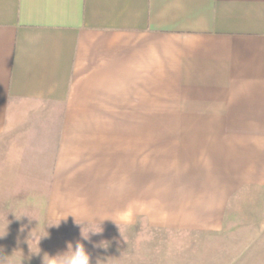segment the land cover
<instances>
[{"label":"crops","instance_id":"0c3cea01","mask_svg":"<svg viewBox=\"0 0 264 264\" xmlns=\"http://www.w3.org/2000/svg\"><path fill=\"white\" fill-rule=\"evenodd\" d=\"M5 144L47 209L135 230L117 264H264V0H0Z\"/></svg>","mask_w":264,"mask_h":264},{"label":"rangeland","instance_id":"374dc122","mask_svg":"<svg viewBox=\"0 0 264 264\" xmlns=\"http://www.w3.org/2000/svg\"><path fill=\"white\" fill-rule=\"evenodd\" d=\"M8 149L7 144L0 146V160L3 159L5 161L4 158L11 151ZM7 166V163L0 161V235H3L0 236V264H42V257L45 252L54 255L57 252L66 250L67 242L71 241L75 244L78 240H83L81 236L82 225L78 223L84 225L85 231L89 228L99 229L101 220H88V216L84 215V213H87L85 207H82V210L79 211L76 206L63 203V210L60 206H58L60 209L56 211L47 209L46 202L51 188L49 179H12L8 177L11 173L7 172ZM240 211L238 209L233 210L231 214H234V216L231 217L241 218L239 213L242 214L243 212ZM250 212L251 214H256L260 211L256 209ZM25 213L33 218L27 215L20 219L16 218V216L19 217ZM246 217L247 215L244 218ZM147 220H145V226L140 228L145 229V235H164L163 233H166L162 232L161 229L158 231L157 227H153V224ZM59 221L58 227L54 225L48 226L52 223H59ZM101 227L103 229L102 232L98 234L90 233V239L83 240V243L89 252L95 249L96 252L108 257V259L96 258L97 264L98 261L99 264H104L105 262L117 264L119 259L114 256L118 255L122 248L120 236L123 230L120 228V231L116 222L112 224L107 223L106 220L102 222ZM123 229L124 232L122 234H135L133 228ZM32 230L39 235H47V232L49 233L48 236L40 241L41 253L39 255L30 254L27 239ZM103 242L106 247L103 246ZM148 246L149 243L146 242L144 244L141 242V245L140 243L132 244L130 241L127 242L124 245V250L131 256L129 258L130 264H151V259L146 257V251L151 249ZM32 247L35 249L36 245L33 243Z\"/></svg>","mask_w":264,"mask_h":264},{"label":"clouds","instance_id":"9594fccd","mask_svg":"<svg viewBox=\"0 0 264 264\" xmlns=\"http://www.w3.org/2000/svg\"><path fill=\"white\" fill-rule=\"evenodd\" d=\"M25 215L33 218L32 216H30L27 213H25V214H23L22 216H19V217L16 216V218L20 219V218H22ZM72 215H74V214H72ZM61 219H60V221H61ZM96 219H99V218L97 217ZM105 219H107V218H105ZM105 219L100 221L99 229L89 228L87 231H85L83 224L78 223L76 221L78 224L82 225L81 236H82L83 240L90 239V233L91 234H98V233L102 232L103 229H102L101 225H102V222ZM60 221H59V223H52V224H49L48 226H53L54 225V226L58 227L59 224H60ZM118 226H119V224H118ZM119 229H120V226H119ZM120 231H121V229H120ZM121 234H122V232H121ZM48 235H49L48 232H47V235H39V234L35 233L32 230V232L29 234L28 239H27V242H28V245H29V249H30V254L39 255L41 253L40 241H41L42 238H44V237H46ZM0 236H3V235H0ZM83 240H78L75 244H73L71 241L67 242L66 250L57 252L54 255L45 252L43 254V257H42V264H91V256H90L89 251L86 249V247H85V245L83 243ZM104 242H103V246L106 247ZM33 243L36 245L35 249L32 247ZM98 264H99V261H98Z\"/></svg>","mask_w":264,"mask_h":264}]
</instances>
